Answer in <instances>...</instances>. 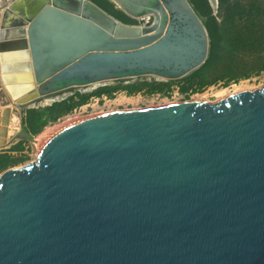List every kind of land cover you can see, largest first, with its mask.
I'll use <instances>...</instances> for the list:
<instances>
[{
    "label": "water",
    "instance_id": "1",
    "mask_svg": "<svg viewBox=\"0 0 264 264\" xmlns=\"http://www.w3.org/2000/svg\"><path fill=\"white\" fill-rule=\"evenodd\" d=\"M108 1L144 24L88 0L0 13V150L36 147L0 173V264H264V83L27 131L29 109L206 61L207 18L190 0Z\"/></svg>",
    "mask_w": 264,
    "mask_h": 264
},
{
    "label": "trees",
    "instance_id": "2",
    "mask_svg": "<svg viewBox=\"0 0 264 264\" xmlns=\"http://www.w3.org/2000/svg\"><path fill=\"white\" fill-rule=\"evenodd\" d=\"M98 8L112 16L117 21L126 25H135L134 19L129 18L122 11L114 8L108 0H88ZM198 12L207 18L206 31L210 40L209 54L202 66L189 76L174 80L180 83L179 90L186 94L189 91H200L219 80L208 75L221 70H228L235 77L227 79L224 83L247 78L251 74H258L264 70V6L260 0H217L216 15L207 0H190ZM250 58L251 66L243 68V62ZM172 81L134 80L126 84H109L96 88L88 93H75L64 100L55 102L43 108L27 110L24 123L29 133L39 134L42 129L60 116L70 112L74 107L83 104L91 97L107 96L111 98L117 92L127 95L138 93L142 90L148 93L162 91L168 88ZM22 143L10 152L22 151ZM10 158L0 154V169L10 163ZM12 163V162H11Z\"/></svg>",
    "mask_w": 264,
    "mask_h": 264
},
{
    "label": "rangeland",
    "instance_id": "3",
    "mask_svg": "<svg viewBox=\"0 0 264 264\" xmlns=\"http://www.w3.org/2000/svg\"><path fill=\"white\" fill-rule=\"evenodd\" d=\"M264 6V0H260ZM216 15V12L213 13ZM144 20H136L135 25L144 24ZM243 68L248 69L251 66L250 58L245 56ZM214 77L216 80H219L213 85H209L200 91H189L186 94L181 93L179 90L180 83L172 81L168 88H163L162 91L148 93L145 90H142L138 93L132 95H127L125 92H117L111 98L107 96L91 97L88 98L86 102L81 105L74 107L70 112L60 116L56 121L48 123L42 131L37 135H32L35 139L39 137L44 132L59 126L60 124L66 123L69 120L73 119H83L89 117L92 114L103 113H115L121 111H134L141 110L146 108H153L162 106L165 103H174V104H202V103H211L216 102L219 97L217 96L218 92L223 90V97H228L244 91H251L258 89L264 83V70L258 74H251L247 78H240L238 81H230L225 84L224 82L227 79L235 77V74L228 70H221L215 74L208 75V78ZM152 77H148L147 80L150 81ZM159 82V79H155ZM224 81V82H223ZM100 87V86H99ZM98 88V86H93L89 91L84 93L91 92ZM44 107V106H43ZM38 107V108H43ZM1 110V108H0ZM71 120V121H73ZM35 144L33 142H25L22 151L8 153L7 149L0 150V154H4L10 158V163L0 169V173L9 168L19 167L25 163H28L34 159L36 154ZM12 162V163H11Z\"/></svg>",
    "mask_w": 264,
    "mask_h": 264
},
{
    "label": "built area",
    "instance_id": "4",
    "mask_svg": "<svg viewBox=\"0 0 264 264\" xmlns=\"http://www.w3.org/2000/svg\"><path fill=\"white\" fill-rule=\"evenodd\" d=\"M17 0H0V13L5 11L11 4Z\"/></svg>",
    "mask_w": 264,
    "mask_h": 264
},
{
    "label": "bare ground",
    "instance_id": "5",
    "mask_svg": "<svg viewBox=\"0 0 264 264\" xmlns=\"http://www.w3.org/2000/svg\"><path fill=\"white\" fill-rule=\"evenodd\" d=\"M222 94H223V90L222 91H220V92H218V94H217V96L219 97L218 99H223V98H225V97H223L222 96ZM218 101V100H217ZM198 104V103H197ZM202 104H204V103H202ZM170 105H174V103H165L164 105H162V106H158L159 108H162V107H166V106H170ZM188 105H196V104H188ZM151 108V107H150ZM154 108V107H153ZM99 114H104L103 112H100ZM98 113L97 114H92V115H90V116H93V115H99ZM71 120H73V119H71ZM71 120H69V121H71ZM77 120V119H76Z\"/></svg>",
    "mask_w": 264,
    "mask_h": 264
},
{
    "label": "crops",
    "instance_id": "6",
    "mask_svg": "<svg viewBox=\"0 0 264 264\" xmlns=\"http://www.w3.org/2000/svg\"><path fill=\"white\" fill-rule=\"evenodd\" d=\"M114 8H115V7H114ZM115 9H116V8H115ZM108 15H109V14H108ZM111 17H112V16H111ZM24 117H25V116H24ZM11 122H12L11 128H15V127H17V126H16V124H17V120L12 119ZM24 125H25V123H24ZM27 131H28V130H27ZM30 134H31V133H30ZM18 144H19V142H16V143L12 144V145L7 149V152L9 153V152H10L9 150H10L11 148L17 146ZM24 144H25V142L22 143V145H21L22 149H23V147H24ZM10 153H14V152H10Z\"/></svg>",
    "mask_w": 264,
    "mask_h": 264
}]
</instances>
